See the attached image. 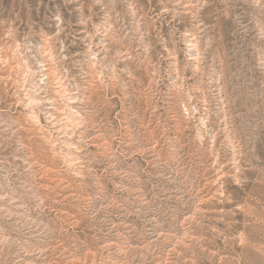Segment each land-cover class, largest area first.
<instances>
[{"label": "rangeland", "instance_id": "rangeland-1", "mask_svg": "<svg viewBox=\"0 0 264 264\" xmlns=\"http://www.w3.org/2000/svg\"><path fill=\"white\" fill-rule=\"evenodd\" d=\"M0 264H264V0H0Z\"/></svg>", "mask_w": 264, "mask_h": 264}, {"label": "bare ground", "instance_id": "bare-ground-1", "mask_svg": "<svg viewBox=\"0 0 264 264\" xmlns=\"http://www.w3.org/2000/svg\"><path fill=\"white\" fill-rule=\"evenodd\" d=\"M48 69V68H47Z\"/></svg>", "mask_w": 264, "mask_h": 264}]
</instances>
